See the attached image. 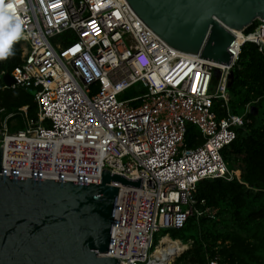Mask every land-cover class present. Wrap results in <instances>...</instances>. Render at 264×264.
I'll return each mask as SVG.
<instances>
[{"label": "built area", "instance_id": "2783aa9c", "mask_svg": "<svg viewBox=\"0 0 264 264\" xmlns=\"http://www.w3.org/2000/svg\"><path fill=\"white\" fill-rule=\"evenodd\" d=\"M260 24L230 43L227 65L174 52L127 0H3L0 42L19 38L22 52L8 71L13 81L0 86L33 89L37 109L31 116L24 104L1 118L2 172L89 182L100 181L102 168L141 176V187L113 182L119 189L102 254L118 257V264H179L192 240L156 233L181 227L192 214L217 216L218 207L195 196L197 181L238 178L222 148L236 137L251 102L243 114L231 112L227 75L245 41L264 48L248 36ZM17 114L23 127L12 128ZM188 123L200 131L197 145H184ZM162 235L184 244L166 260L153 253L165 243ZM207 264L228 261L215 253Z\"/></svg>", "mask_w": 264, "mask_h": 264}, {"label": "water", "instance_id": "95a60500", "mask_svg": "<svg viewBox=\"0 0 264 264\" xmlns=\"http://www.w3.org/2000/svg\"><path fill=\"white\" fill-rule=\"evenodd\" d=\"M146 26L174 51L229 64L231 28L264 21V0H127ZM227 86L233 79L228 72ZM2 79L10 84L8 71ZM0 147V264H118L104 255L118 185L135 179L102 168L100 181L5 174Z\"/></svg>", "mask_w": 264, "mask_h": 264}, {"label": "trees", "instance_id": "16d2710c", "mask_svg": "<svg viewBox=\"0 0 264 264\" xmlns=\"http://www.w3.org/2000/svg\"><path fill=\"white\" fill-rule=\"evenodd\" d=\"M262 27L260 24L259 28ZM70 35L66 32L62 36L67 41ZM0 43L7 46L6 54L0 57L1 83V75L21 61L22 43L19 38ZM232 68L234 79L228 87L231 112L243 114L245 103L251 102L250 110L243 114L242 125L236 127V137L222 148L228 168L236 170L238 178L217 176L197 181L195 196L205 205L218 207L217 216L192 214L179 228H163L161 234L169 232L183 241L192 240L177 263L207 264V257L218 253L228 264H264V48L260 50L255 42L245 41ZM24 104L29 115L35 116L33 89L0 86V120ZM213 106L220 115V101L216 99ZM17 117L12 128L23 127L18 114ZM201 141L197 125L188 123L184 145L194 146Z\"/></svg>", "mask_w": 264, "mask_h": 264}, {"label": "bare ground", "instance_id": "6f19581e", "mask_svg": "<svg viewBox=\"0 0 264 264\" xmlns=\"http://www.w3.org/2000/svg\"><path fill=\"white\" fill-rule=\"evenodd\" d=\"M231 31L235 35V37L233 39L234 42L232 41L233 44L234 43H239L240 39L243 36L242 29L241 28H239V29L231 28ZM244 35H245V33H244ZM248 36L251 37V38L254 37V38H256L259 41H264V28L263 27L262 28H258L254 33H250ZM174 52H181V51H174ZM213 62L218 63V64H222V63H219V62H216V61H213ZM163 235H162L161 240L165 241V243L162 246L158 245L159 249L157 250V248H156L153 253L156 254L159 258H161V259L164 258L166 260V259H169L171 254H172V253H169V251H168L169 249L166 248L168 246L167 245L168 243H172L171 242L172 240L169 238V236H167V235L163 236ZM173 242H179V241H173Z\"/></svg>", "mask_w": 264, "mask_h": 264}, {"label": "rangeland", "instance_id": "374dc122", "mask_svg": "<svg viewBox=\"0 0 264 264\" xmlns=\"http://www.w3.org/2000/svg\"><path fill=\"white\" fill-rule=\"evenodd\" d=\"M257 22H259V21H257ZM135 86H138V84H136ZM131 93H133V91L131 90V91H127L123 96H130L131 95ZM15 121V120H14ZM163 229H161V230H159L157 233H156V235H160L161 233H163ZM172 243H169V245H168V251H169V253H171L172 251H173V249L174 250H176V249H181V248H183L184 247V244H181V243H179V242H173V241H171ZM187 242V241H186ZM158 250V249H157ZM178 258V257H177ZM179 264H182V261H179L178 262Z\"/></svg>", "mask_w": 264, "mask_h": 264}, {"label": "snow or ice", "instance_id": "6c2138e0", "mask_svg": "<svg viewBox=\"0 0 264 264\" xmlns=\"http://www.w3.org/2000/svg\"><path fill=\"white\" fill-rule=\"evenodd\" d=\"M3 0H0V3H2ZM9 7L11 8L12 5H9ZM6 51H7V46L3 43H0V56H3L6 54Z\"/></svg>", "mask_w": 264, "mask_h": 264}, {"label": "clouds", "instance_id": "9594fccd", "mask_svg": "<svg viewBox=\"0 0 264 264\" xmlns=\"http://www.w3.org/2000/svg\"><path fill=\"white\" fill-rule=\"evenodd\" d=\"M4 56V55H3ZM0 57H2V56H0Z\"/></svg>", "mask_w": 264, "mask_h": 264}]
</instances>
